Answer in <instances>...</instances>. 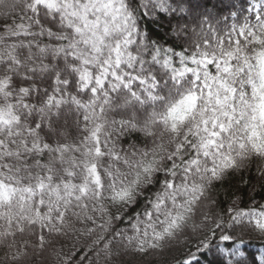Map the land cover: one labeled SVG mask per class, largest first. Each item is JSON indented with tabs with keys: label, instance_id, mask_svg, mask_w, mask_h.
<instances>
[{
	"label": "snow or ice",
	"instance_id": "snow-or-ice-1",
	"mask_svg": "<svg viewBox=\"0 0 264 264\" xmlns=\"http://www.w3.org/2000/svg\"><path fill=\"white\" fill-rule=\"evenodd\" d=\"M246 3L191 39V0H0V264H123L193 233L246 264L237 233L264 235V203L239 195L264 190V0ZM140 198L133 234L113 228ZM69 236L88 238L78 260L56 247Z\"/></svg>",
	"mask_w": 264,
	"mask_h": 264
},
{
	"label": "trees",
	"instance_id": "trees-1",
	"mask_svg": "<svg viewBox=\"0 0 264 264\" xmlns=\"http://www.w3.org/2000/svg\"><path fill=\"white\" fill-rule=\"evenodd\" d=\"M193 4V12L190 15H183V18L179 19L181 25L187 24L189 29V36L191 39H196L195 33L192 31L194 28L199 31L197 25L202 15H208L214 26L225 27L226 24L230 25L233 21L229 18L224 21L223 17L228 16L230 11L240 10L242 7H246V0H191ZM250 2V0H248ZM152 17H147L145 27L152 30L154 38L160 39L166 44H179L181 41L179 38L170 39V35L175 37V34L168 32V21L161 20L158 24L150 23ZM219 21V24L217 22ZM177 19H172V24L176 25ZM179 50V49H178ZM130 143H136L135 138H125L122 141V146L126 149ZM255 184V180H253ZM236 181H231L230 184L218 186L216 191V198L221 202V207L227 208L230 206L231 201L235 199V196H230V192L235 189ZM243 187V186H241ZM155 190L153 187L152 191ZM248 194H251L255 198L256 203H264V190H261L259 184H256V191L251 192L249 188H243V191L239 193L242 197V207L249 204ZM148 195V193H146ZM146 207L143 198H140L139 203L136 205L129 206L126 210L122 220L115 221L113 228L117 230H123L126 235H132L134 229L133 224L137 223L135 216L136 212H143ZM143 219V217H140ZM198 222V221H197ZM191 233V229L188 230ZM241 235L244 243L240 245V249L243 252V259L246 264H264V235L257 232L248 233H237ZM217 237L211 241L209 248H204L199 245V237L196 234H190L188 239L185 241L181 240L180 244L175 248L165 251L163 254H149L147 256L141 254H129L122 257L123 264H169L173 258H187V254L191 253L193 259L190 264H217L221 258L218 248H225L226 246L232 245V241L221 242ZM88 242L87 237H82L80 240H76L74 237L69 236L62 238L56 245L59 249L64 248L66 252L72 250L73 244H75V250L77 252L76 259L78 260L81 255L87 254L85 249L83 252L80 251L81 247ZM2 255V253H0ZM87 264V262H85Z\"/></svg>",
	"mask_w": 264,
	"mask_h": 264
}]
</instances>
